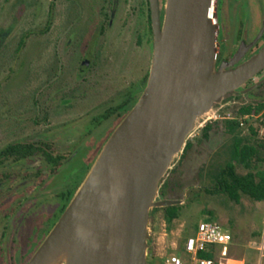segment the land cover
Returning a JSON list of instances; mask_svg holds the SVG:
<instances>
[{
  "label": "rangeland",
  "instance_id": "rangeland-1",
  "mask_svg": "<svg viewBox=\"0 0 264 264\" xmlns=\"http://www.w3.org/2000/svg\"><path fill=\"white\" fill-rule=\"evenodd\" d=\"M158 2L160 7L165 4V0ZM145 3L146 0H119V5L113 7L116 11L106 34L105 48L102 49L104 53L102 58L95 60L91 70L96 91L103 96L109 94V89L113 93L135 82L140 76H146L150 69L152 51L146 46L144 36ZM50 8L59 10V16L49 32L42 35L40 32L44 28ZM98 8V0H0V150L13 141L33 139L43 130L61 126L84 114L66 113L65 108L63 112L41 113L33 110L31 106L35 103L34 99L39 98L41 88L55 77L51 75L52 68L54 74L56 73L55 62L58 56L55 47H61L67 38L64 35V18L66 19L67 13L60 16L61 10L75 13L78 9L80 12L76 28L81 37L78 50V56L81 57L98 18ZM140 11L142 15L139 14ZM28 32L32 34L23 41L22 49L17 52L18 46L22 44L21 39ZM215 49L216 55L217 46ZM59 57H65L61 48ZM263 75L264 70L260 76L249 82L254 84ZM65 82L64 92L89 88L82 80L72 81L66 78ZM105 99L106 96H101L93 104H100ZM251 99L253 98L237 100L230 97L220 100L207 115L197 119L195 129L187 140L193 143L192 150L179 165L181 155H178L170 169L175 170L171 182L180 186L172 193L174 198L180 199L179 218L168 225L160 210L151 212L148 236L152 241L149 249L156 256L149 259L147 264H161L162 258L169 254L185 259L186 256L180 252L184 240L194 233V227L200 222L216 223L231 236L227 257L221 259L216 254L214 264H264V201L254 202L241 197L238 203H234L224 195L206 192L213 188L212 176L229 161L230 150L236 139L242 140V144L264 142V111L259 115L241 118L235 116L237 108L250 103ZM45 117L48 120L46 123ZM229 120L242 122L243 125L238 123V127L229 131L224 124ZM207 124L212 125L213 129L208 133V140L204 141L201 130ZM78 140L60 135L56 147L71 153L77 147ZM78 146L79 152L83 154L93 145L82 141ZM90 159L84 160L82 155L73 160L69 159L59 173L45 181L43 186L48 192L77 183L84 175L86 167L90 163L92 165L96 158L93 161ZM262 168L263 164L258 165V169ZM3 169L5 172H13L7 177L6 185H16L33 179L38 182L39 177H33L36 171H40L41 177L46 178L44 162L40 157L10 168L0 167V171ZM236 172L244 175L248 170L236 166ZM34 192L33 189L30 193ZM20 197V193L10 196L0 206V216L15 205ZM41 201L16 215V230L21 234L27 232L26 222L20 220L21 218L27 219L30 228H36L40 226L44 216H49L55 210L57 203L50 196ZM57 218H51L49 223L52 224Z\"/></svg>",
  "mask_w": 264,
  "mask_h": 264
},
{
  "label": "water",
  "instance_id": "water-1",
  "mask_svg": "<svg viewBox=\"0 0 264 264\" xmlns=\"http://www.w3.org/2000/svg\"><path fill=\"white\" fill-rule=\"evenodd\" d=\"M153 51L145 90L103 145L28 264H147L160 182L197 119L264 70V45L215 66L214 0H148ZM249 49V48H247ZM234 65H236L234 67Z\"/></svg>",
  "mask_w": 264,
  "mask_h": 264
},
{
  "label": "flooded vegetation",
  "instance_id": "flooded-vegetation-1",
  "mask_svg": "<svg viewBox=\"0 0 264 264\" xmlns=\"http://www.w3.org/2000/svg\"><path fill=\"white\" fill-rule=\"evenodd\" d=\"M98 1V18L89 40L85 43V51L81 57L78 56L81 37L77 31L78 28H76L79 23L80 12L78 9L75 13H71L70 10H61L60 16L63 13H67L66 19L64 18L66 27L64 35L67 38L61 47H55V53L58 56L55 62L57 65L56 73L54 74L53 68L51 70V75H55V77L41 88L39 98L36 97L37 99H34L35 103L31 106L33 110L41 113L63 112L65 108L66 113L81 112L84 114L71 121H67L61 126H55L50 130H43L33 139L13 141L0 150L1 154L10 146H26L29 148L30 153L18 162H15L14 156L6 157L0 155V167L10 168L24 164L35 157H40L44 162L45 173H43L46 176V178H42L43 176L41 177L40 171H36L33 177H39L40 180L38 182L33 179V181L28 180L16 185L7 184V186V177L13 172H5L4 169L0 171V206L4 205L10 196L19 193L21 195V199L0 216V264H28L68 204L69 193L72 190H74V193L79 187L91 163L86 167L82 178L70 186L66 185V187L62 188L54 187L56 191L50 190L47 192V188L43 186L45 181L55 177L69 159L73 160L78 155H82L84 160L92 157L90 160L93 161L112 132L133 108L145 90L149 71L146 76H140L135 82L127 84L122 89H118L113 93H110L112 89H109V94L105 95L106 99L102 100V103L94 105L96 99L105 96L96 91L97 89L94 85L95 78L92 76L91 70L95 64V60L100 57L102 58L106 34L110 29L116 11L113 7L119 5V0ZM145 6V44L153 51V35L148 0H146ZM158 7L160 22L162 23L165 4L163 7H160L158 2ZM57 11L59 10H55L54 8L48 9L42 35H46L54 25L56 17L59 16ZM140 13L142 15V11ZM213 13L217 46L216 69L221 64L228 68L230 59L239 47H243L246 50H244V55L236 65L250 58L264 45V0H214ZM59 48H61L62 55L65 57H59ZM66 78L72 81L82 80L89 88L70 89L64 92L63 87L67 83L65 82ZM234 96H238V94ZM81 102L82 104H80ZM45 119L44 123L48 122L46 117ZM60 135L79 139L77 147H75L73 152L68 153L58 150L56 145L58 144ZM82 141L93 145L90 150L88 149L83 154L79 152L80 147L78 146ZM48 158L60 159L59 165L50 166L46 161ZM19 189L23 190L20 191ZM33 189L35 192L31 194L30 192ZM47 196L56 201L55 210L49 216H44L42 223L36 228H30L27 219L21 218L20 220L26 222L27 230L26 233L21 234L20 231L16 230V215L31 206L34 207L33 205L42 202L41 199ZM55 216L58 218L50 224V219Z\"/></svg>",
  "mask_w": 264,
  "mask_h": 264
},
{
  "label": "trees",
  "instance_id": "trees-1",
  "mask_svg": "<svg viewBox=\"0 0 264 264\" xmlns=\"http://www.w3.org/2000/svg\"><path fill=\"white\" fill-rule=\"evenodd\" d=\"M42 33V32H40ZM32 33L28 32L21 39L22 44L18 46L17 52L22 49L23 41L30 36ZM259 73L257 76H260ZM258 84L256 88L246 94H238V96H230L231 98H235L237 100H241L243 98L252 97L250 103L241 105L237 108L235 112V116L238 118L259 115L264 111V75L261 76L258 81L254 84L247 82L242 90L244 91L251 86ZM229 97V98H230ZM228 99V98H227ZM264 116V115H263ZM225 127L232 131L234 128L238 127V123L229 120L224 122ZM213 129V126L210 124L205 125L201 130V137L204 141H207L209 138V132ZM193 143L191 141H187L183 152L180 156V160L178 165L182 163L187 154L192 150ZM29 148L26 146L14 145L6 148L0 155L4 156H14L15 162L21 160V158L25 157L29 154ZM47 163L50 166H57L60 163V159H50L48 158ZM263 164L262 169H258V165ZM236 166H242L248 170V172L244 175H239L236 172ZM175 170H170L167 176L160 182L157 194V201L166 202L163 207L152 209L149 213V222L151 212L160 210L163 215L164 221L170 225L174 220L179 218L180 211V199L174 198L172 193L175 189H179L180 186L171 182V176ZM213 188L212 190H208L206 192L210 194H219L224 195L230 201L234 203H238L241 197H246L254 202H263L264 201V142L260 144H242V140L236 139L232 149L230 150V159L223 167H220L215 174L212 176ZM77 190V189H76ZM74 190H72L68 195V203L74 195ZM71 197V198H70ZM67 206V205H66ZM65 206V207H66ZM65 209V208H64ZM64 211V210H63ZM63 213V212H62ZM148 222V223H149ZM197 227V225H196ZM194 227V228H196ZM151 239V238H150ZM186 240V239H185ZM184 240V242H185ZM152 239L149 241L148 245L151 244ZM149 254H153L149 250ZM206 259H212L211 254H202L200 255ZM163 264V261L162 263Z\"/></svg>",
  "mask_w": 264,
  "mask_h": 264
},
{
  "label": "built area",
  "instance_id": "built-area-1",
  "mask_svg": "<svg viewBox=\"0 0 264 264\" xmlns=\"http://www.w3.org/2000/svg\"><path fill=\"white\" fill-rule=\"evenodd\" d=\"M242 126L243 123L239 122ZM231 236L224 232L221 227L213 222H200L194 233L188 236L182 246L181 253L186 256L181 259L176 254L165 255L163 264H214L216 254L225 259L228 254V245ZM202 254H211L212 259L201 257Z\"/></svg>",
  "mask_w": 264,
  "mask_h": 264
},
{
  "label": "crops",
  "instance_id": "crops-1",
  "mask_svg": "<svg viewBox=\"0 0 264 264\" xmlns=\"http://www.w3.org/2000/svg\"><path fill=\"white\" fill-rule=\"evenodd\" d=\"M150 225V223H148ZM160 240V239H159ZM153 256H156V254H154Z\"/></svg>",
  "mask_w": 264,
  "mask_h": 264
}]
</instances>
